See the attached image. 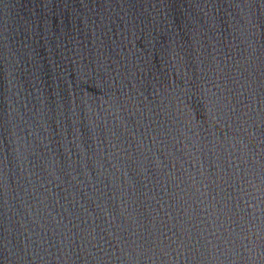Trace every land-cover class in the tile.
Masks as SVG:
<instances>
[{
	"label": "water",
	"instance_id": "95a60500",
	"mask_svg": "<svg viewBox=\"0 0 264 264\" xmlns=\"http://www.w3.org/2000/svg\"><path fill=\"white\" fill-rule=\"evenodd\" d=\"M0 264H264V0H0Z\"/></svg>",
	"mask_w": 264,
	"mask_h": 264
}]
</instances>
